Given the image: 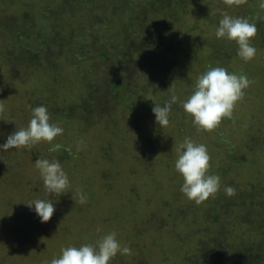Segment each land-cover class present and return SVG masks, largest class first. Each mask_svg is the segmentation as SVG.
I'll list each match as a JSON object with an SVG mask.
<instances>
[{"label": "trees", "instance_id": "16d2710c", "mask_svg": "<svg viewBox=\"0 0 264 264\" xmlns=\"http://www.w3.org/2000/svg\"><path fill=\"white\" fill-rule=\"evenodd\" d=\"M223 12L255 23L257 34L252 40L253 46L257 51L264 49V7H261V0H246L231 7L224 0H0V65L3 67L2 70L0 68V116L10 125L15 112L6 104L11 102L13 92L24 94L21 87L17 89L10 83L15 85L17 81H27L41 75L48 77L49 81L43 86L40 80L37 84L23 85L27 91L25 93L32 95L24 104L26 109L23 113L32 118V109L44 105L50 114V122L64 129L61 139L53 141V144L62 146L56 151L59 161L69 159L73 154L71 143L77 139H83L86 143L84 150L87 155H94L95 160L102 158L107 161L114 135L128 130L130 125L140 122L147 124L149 118L154 117L152 108L155 104L162 105L170 96L176 95L178 102L173 105L168 126L160 127L164 132L160 139L155 142L149 137L144 138L136 143L138 146H128L130 151L127 150L133 157L131 161L140 165L149 160L148 155L140 158L141 154L155 150L167 155L169 148L172 150L173 146L181 144V141H174L173 135H183L184 125L185 128L194 125L192 118L188 120L190 115L185 113L180 101L186 100L193 92L197 78L206 70L218 66L238 75L243 74L242 69H234L235 59L240 61V67L243 66L244 70L248 65L237 55L238 45L234 41L217 39L215 35ZM69 60V64L64 63ZM83 65L91 67L88 76L93 77L95 82L111 81L107 89L102 90L93 82L94 89L85 90L89 88L85 83L87 73L78 75ZM261 67L263 72L264 65ZM133 72L139 77H133ZM19 73L24 79L18 80ZM59 75L68 78L64 82L67 90L61 89L67 95L61 97L60 101L52 93L57 84L54 85V81ZM127 85L128 91H125ZM57 90L55 88L54 92L58 93ZM263 99L261 103L264 106ZM72 111L77 113V117L68 115ZM233 116L236 123L247 118L244 112H233ZM232 127L231 124H224L223 129L206 132L216 138L211 145L212 149L221 151L219 159L231 164L230 169L217 166L215 162L210 163L209 172L221 177V188L214 198L207 200V208L195 209L194 202L180 191L183 183L180 173L170 180V191L165 192L167 195L157 198L158 205L169 208L165 215L174 211L175 218L182 217L181 225L180 222L174 223L176 232L172 231L174 226L169 227L167 236L171 233L178 238L177 233L181 229L185 248L180 258L166 264H264V161L256 160L264 156V119L256 131L258 134L252 136L249 134L255 130H246L244 136L239 135L241 139L238 145L231 141L235 131ZM133 134L136 135L135 130ZM172 154L169 158H173ZM3 158L0 154L2 165L6 162ZM177 158L178 154L171 163L175 165ZM169 166L166 170H169ZM76 168L70 167L75 180L71 182L72 192H78L81 181L77 179L82 177ZM132 175H136V172L133 171ZM40 179L38 177L39 182L33 192L36 199H40L36 192L43 194L46 191ZM32 182L28 181L27 186H33ZM140 183L144 184L142 179ZM102 184L104 188L106 181L102 180ZM120 185L121 180L112 184L109 192L118 196L117 186ZM226 186L234 187L235 195L227 196L224 191ZM16 192L12 194L16 195ZM80 193L86 195V204L79 203ZM75 196V205L89 213L84 218L87 223L82 226L79 223L80 227L75 230L80 234V239L76 243L70 242V246L95 244L109 234L107 232L111 233V227L115 226L122 230L121 236H116L121 246L128 247L130 252L117 254L110 264L150 263L149 258L145 256L146 259H142L138 254V238L142 233L138 224L127 223L130 211L119 213L108 205L109 211L105 209L106 215L101 216L100 221L104 222L103 227L106 228L102 229L97 223L96 214L92 213L98 203L92 192L86 186L78 195L75 192ZM48 200L52 201L50 195ZM25 208L27 215L18 218L24 217V222L17 221L14 215L13 222L7 224L0 217V230L5 229L6 236H9L7 245L11 242L33 243V239L37 244H42L35 234L40 233L43 224L28 205ZM151 211L147 210L144 230L151 227ZM205 216L207 220L201 219L206 222L204 229L195 230L196 219ZM88 223L92 224L90 230ZM164 224L162 218L155 227L159 229ZM125 227L127 230H123ZM230 230H235L232 236ZM128 233L130 235L126 237ZM179 241L178 247L175 246L177 249L182 248Z\"/></svg>", "mask_w": 264, "mask_h": 264}, {"label": "rangeland", "instance_id": "374dc122", "mask_svg": "<svg viewBox=\"0 0 264 264\" xmlns=\"http://www.w3.org/2000/svg\"><path fill=\"white\" fill-rule=\"evenodd\" d=\"M70 61L71 60L65 61L64 63L69 64ZM239 62V60L235 59L234 69H242V73L247 75L251 83L249 88L245 90L246 94L244 99L235 107L234 113L237 114L239 112H244V116H247V118L240 123H236V118L235 116H233L232 119L222 120L221 124L219 125L222 127H218V129H223L224 124H231V126H233L232 129H235V131L232 140H230L235 145H238L240 143L239 140L241 139V137L239 138V135L244 136L246 130L252 129L255 131H250L252 133H250L249 135L254 136V134L257 133L256 131L258 130L260 125L263 123L264 118H262V114L264 115V106L262 105L261 101L264 98V71H261V66L262 64L264 65V49L261 51H257L255 58L251 61H248L246 70H244L245 68L243 66L240 67ZM0 68L2 70L3 67L0 65ZM258 68L260 69L258 70ZM90 69V66L83 65L82 69L78 71L79 76L82 73H84V75L87 73V80H85V83H88L89 88H86L85 90H93V82L97 87H102V90H105V88L107 89L111 81L101 80L99 82H95L96 80H94L93 77L88 76ZM10 73L14 76L13 71H11ZM119 73L120 72H118L117 75H119ZM17 75L18 80L24 79L23 76L20 75V73ZM134 76H136L137 78L139 77L136 72H133V77ZM9 78L13 80L11 76ZM67 79L68 78L64 77L63 75H59L58 79L56 78L54 81V85L57 82L55 88L58 89V93L54 92L55 88L52 93L57 96V100L59 101L61 97H66L67 95L61 90H67L64 83ZM39 80L41 85L43 86V83H45V85L47 84L46 81H49V78L41 75V77H32L27 81H17L15 85L13 83H10L12 86H16L17 89L21 87L24 94L17 95L18 92H13V94L11 95L13 96L11 97V102L9 104H6L7 106L12 107V110L15 112V116L10 125L0 116V144H3L6 141L7 136L14 132L16 129L24 128L28 125L29 121L24 118H31L27 117V113H23L24 109H26L24 104L28 103V100L32 98V95L30 94V96H28L25 93L27 91L23 88V85L29 86V84L31 83L37 84ZM144 81L145 80H143V82ZM97 87L95 89H100ZM128 87L129 85L125 86L124 90L128 91ZM50 90L52 89L50 88ZM257 92L261 94H257ZM38 94H40L41 97L43 96L42 93ZM183 97L185 98L184 95ZM75 111H72L71 114L69 112L68 115L77 117V113ZM247 112L249 115H247ZM2 116L5 117V114L3 113ZM6 118H8V116ZM191 118L192 117L189 116L188 120ZM225 120L227 121L225 122ZM8 126H10V128ZM128 130L124 132L121 131L114 135L112 142L109 145V156L106 158L107 161L102 160V158L95 160L94 155H87L86 150H81L83 156H80L82 153L81 151L77 150L75 142L73 141L74 143H71L73 146V149H71L73 151V154L70 155L69 159L60 160L64 171L69 176L70 186L65 194H61L60 196L50 195V198L52 199L51 202H53L55 206V212L48 222L42 223L43 226H40V233L35 234L37 236L36 239L38 238L37 241L41 239L42 244H37L33 239V243L27 241H24L22 243L18 241L19 243L11 242L8 244V246L7 240H9V236H6L7 232L5 231V229H1L0 240L2 244H0V264H50L53 258L59 257L61 255V250L63 248H66L64 246H70V242L76 243V240L80 239L78 237L80 236V234L75 230L80 227L79 223H81V226L82 224L85 225V223H87L84 218H86L87 216L86 213L89 212L79 209L75 205V203L77 202L75 200L76 196L74 197V194L76 192L78 195V192H80V190L86 186L88 188V191L90 190L93 196L96 197L98 201L96 207L92 210V213L96 214L97 223L102 226V229L106 228L103 227L104 222L100 220H102L101 216L106 215V210L109 211L108 205H111V208H114L116 212L119 213H124L125 211L126 213H128L130 211V216L127 217V223L138 224L142 233H140L142 236L138 238L140 246L137 247L138 254L142 259H146V256L147 258H149L147 259L150 262L149 264H166L167 262L169 263V261L172 259L180 258V253L185 248V246L183 245L184 241L182 240L183 234H181L180 232L181 229H179L180 233H177V235L180 236L178 237L181 239L180 241L178 240L177 236L174 237L171 233L167 236V230L170 231L169 227L174 226L173 228L175 229L172 231L175 233L177 230V226L174 223L180 222L179 225H181L182 217L176 216L175 218L173 216L174 211L170 215H165L169 208H163L162 206L157 204V201H159L157 198L166 196L167 193L165 192L170 191V180L174 177V175H178V172L175 169L174 162L171 163V161L174 159V156H177V154L179 155L178 150L180 149V145L184 142V140L186 138H191L196 143H203L207 146L209 155L211 157L210 163L215 162L217 166L223 165L225 166V168L230 169L231 164H227L226 161L222 162V160L219 159L222 155L221 151L218 152L214 148L212 149L211 143L216 142V138L211 137V135H208L206 132L197 131L196 126L194 125H191V127L188 128L187 126L185 128L184 125L182 129L184 130L183 135H173L174 141H181V144L173 146L172 150L169 148L170 153H167L168 156L166 154L155 152L154 150L152 152L140 155V158L145 157V155L149 156V160L147 162H144L143 165L135 164L133 163V161H131L133 160L132 155L128 154V152L130 151L129 147L138 146V144L136 143H139L142 139H146L148 137L157 142L164 132L155 122V116L150 117L147 124L143 125L140 122L137 125L128 126ZM134 130L136 135L133 134ZM189 131L191 133L186 134ZM60 136H57L55 138V142L56 140L61 139ZM255 137H259V135H256ZM49 145L51 147V144H49L48 142H41L30 149H9L7 151L0 149L1 158L5 157L2 160L5 159L6 161L5 163L2 161L3 165L2 163L0 164V217L7 224H11L13 222L14 215L17 221L24 222V217L20 220H18V218L26 214L25 206L36 199V196L33 192L36 190V187L38 185V177L41 176L39 170L35 167V160L38 158L58 159V153L56 151L50 152L48 149ZM140 146H142L143 148L145 147L143 145ZM88 152L90 153V150H88ZM171 153H173V158H169V155L171 156ZM256 160H258V162H263L264 156L258 157L256 158ZM169 163H171L170 166ZM72 166L77 167L75 170H78L77 172L82 175L80 179H77V181H81L79 183L80 185L77 187L78 192H72V179L73 182H75L74 177H72L73 170L70 169V167ZM168 166L169 170H166ZM248 169L249 167L246 170ZM131 170L132 173L133 171H135L136 175L133 176L132 173L130 174L129 171ZM141 179L143 180V185L140 183ZM86 180L87 183L85 182ZM102 180L106 181L104 188ZM119 180H121V185L117 186V189L119 190L117 194L119 195L114 196L109 192V187H113L112 184H115ZM131 180L133 181L131 182ZM28 181L34 182L33 186L29 184L31 188L27 186ZM15 190L18 191L16 192V195L12 194L13 191L15 192ZM36 194L37 197H40V199L48 200L49 198V195H47V191H45L43 194L36 192ZM13 202H15L16 204H14ZM6 203L8 204L4 206V204ZM207 204V200L205 203L199 205L194 203V208L200 209L203 207V209H205L208 207ZM147 208L152 210L150 212L152 216L149 223L151 227L149 226L147 227V230H144L143 224H147L145 222V219H147ZM133 210H135V212L132 214L131 212ZM162 218L165 224L163 226H160L161 228L157 229L155 227V224ZM201 219L207 220V217L205 216L204 218L196 219V222L193 226L195 230L200 228L204 229L206 222L201 221ZM87 225L89 227L88 229L90 230V228H92V224L88 223ZM229 227H231V229L233 228V226ZM124 229H126V227L123 228V230ZM110 231L115 232L118 238L121 236L120 234H122V230L120 228H116L115 226L111 227ZM230 231L232 236L235 233V230ZM129 235L130 233H128L126 237H128ZM178 241L182 243V248H175V246L178 247ZM42 250H44L43 253ZM163 254H165V256L162 257L161 255ZM190 263L191 262H189V264Z\"/></svg>", "mask_w": 264, "mask_h": 264}, {"label": "clouds", "instance_id": "9594fccd", "mask_svg": "<svg viewBox=\"0 0 264 264\" xmlns=\"http://www.w3.org/2000/svg\"><path fill=\"white\" fill-rule=\"evenodd\" d=\"M245 2L246 0H224L229 7ZM261 7H264V0H261ZM256 34L255 23L247 18L230 16L227 12L222 13V19L219 20L215 32L217 39L226 38L234 41L238 45L237 55L245 62L251 61L256 56L257 49L252 43ZM250 83L246 74L238 75L224 67H212L197 78L193 92L180 103L185 113L192 117V123L197 131L211 132L219 127L222 120L232 119L234 109L244 99L245 90L249 88ZM178 99L176 95H172L162 105L155 104L152 108L155 122L161 128L168 126L170 113ZM63 133L62 127L50 122L47 107L36 106L32 109V118L28 125L9 134L6 141L0 144V149L4 151L30 149L41 142H48L52 145L49 151H57L62 146L53 144V141ZM75 145L78 151L86 148L83 139H77ZM178 151L175 169L183 177L180 191L197 205L214 198L220 191L221 177L209 172L211 157L207 146L186 138ZM34 163L49 195L60 196L66 193L70 179L58 159L38 158ZM224 191L229 197L236 192L232 186H226ZM79 203L81 205L87 203L84 193H80ZM28 207L36 213L41 223L48 222L55 212L54 203L45 199H35L28 204ZM129 252L128 247L121 246L116 233L111 232L95 244L85 243L79 247L63 248L61 255L53 258L50 264H110L117 254L123 255Z\"/></svg>", "mask_w": 264, "mask_h": 264}]
</instances>
